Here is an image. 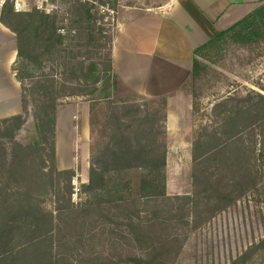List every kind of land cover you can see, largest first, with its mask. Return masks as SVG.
I'll list each match as a JSON object with an SVG mask.
<instances>
[{"label":"trees","instance_id":"obj_1","mask_svg":"<svg viewBox=\"0 0 264 264\" xmlns=\"http://www.w3.org/2000/svg\"><path fill=\"white\" fill-rule=\"evenodd\" d=\"M92 2L72 1L64 34L56 14L14 13L10 3L0 11L15 36L12 71L21 89V113L0 121V264H175L186 230L206 227L247 193L264 204V85L211 104L193 130L191 192L169 196L168 98L115 96L124 88L113 71L112 37ZM223 45L251 62L264 48V3L193 51L180 91L194 113L197 86ZM73 98L90 112L104 106L105 117L76 203L74 171L55 164L56 110ZM259 213L264 227V208ZM226 264H264V235Z\"/></svg>","mask_w":264,"mask_h":264},{"label":"rangeland","instance_id":"obj_2","mask_svg":"<svg viewBox=\"0 0 264 264\" xmlns=\"http://www.w3.org/2000/svg\"><path fill=\"white\" fill-rule=\"evenodd\" d=\"M72 1L49 0V4L56 8L55 13H51V15L56 14L62 22L60 24L62 29L59 32L63 31L65 33L66 27L63 26H67L70 21L69 10ZM89 1L92 2V0ZM108 1L114 2L113 8L110 3L105 6L98 5L96 1L92 3L96 7L99 16H102L100 24L105 34L112 38L117 31V21L124 18L125 14L146 8L153 9L168 3V0ZM211 58L216 59V62L207 65L204 77L197 86V113L192 112L193 102L191 97L180 95L177 98L174 97L168 100L169 102L174 101L176 106L180 108L175 127H166V120L163 123L167 143L166 192L169 196L186 195L191 192L190 150L193 141V130L200 122L207 121L204 115L210 111L211 104L224 97L228 92H241L244 89L256 90L254 87L256 83L264 85V48L253 54L251 62L243 58L242 52L227 45H223L222 50L213 54ZM131 95L132 93L129 91L119 89L115 96L125 99ZM84 103L86 102L82 99L73 98L62 101L58 106L69 109L68 105H78L76 107L79 110L78 114L75 112L73 116L74 128L66 130V124L64 126L62 123L65 131L70 130L72 132V146L69 144L71 141L70 136L67 137L68 134H66L59 148H64L67 156L72 154L76 163L74 171L78 168V172L74 173L81 183L80 186L87 183V167L90 165L91 148L103 137L105 118L103 115L104 106H95L93 111L90 112L88 103L89 107L80 106ZM138 104L143 106V101H138ZM155 105L159 104H151V107L154 109ZM167 109H169V106ZM167 109H164L167 114L166 118L169 112ZM133 177L136 179L138 175L134 174ZM250 193L246 194L244 201L237 203L236 207L212 220L206 227L193 232L186 230L183 233L186 242L175 264H226L251 241L264 235V227H262L259 213L261 208H264V204L257 201L255 194ZM78 201L79 196L76 202ZM45 208L52 210L53 207L50 203H47Z\"/></svg>","mask_w":264,"mask_h":264},{"label":"crops","instance_id":"obj_3","mask_svg":"<svg viewBox=\"0 0 264 264\" xmlns=\"http://www.w3.org/2000/svg\"><path fill=\"white\" fill-rule=\"evenodd\" d=\"M18 1L25 10L35 4V0ZM262 3L264 0H168L153 9L127 13L117 21L112 38L113 71L121 86L133 94L177 98L182 95L180 87L189 80L193 51ZM15 62V36L0 23V121L21 113V89L12 71ZM84 105L89 107L87 103L80 106ZM68 106L56 111L55 163L59 171H74L76 165L72 154L67 156L59 148L66 134L72 146V132L63 125L66 130L74 128L73 116L79 110L78 105ZM168 106L165 126L173 128L180 108L174 101Z\"/></svg>","mask_w":264,"mask_h":264},{"label":"built area","instance_id":"obj_4","mask_svg":"<svg viewBox=\"0 0 264 264\" xmlns=\"http://www.w3.org/2000/svg\"><path fill=\"white\" fill-rule=\"evenodd\" d=\"M82 2H91L89 0H82ZM6 3H10L12 6V10L14 13H22V12H28L29 10H25V8L21 5V3L18 0H0V10L3 8V6ZM35 9L36 11L44 12L46 14L55 13V7L49 4V0H35V4L32 7V9ZM31 10V9H30ZM61 34L64 33L63 31L60 32ZM80 181L78 180V177L75 175L70 180V186L72 190V202H76L78 200V196L80 194Z\"/></svg>","mask_w":264,"mask_h":264},{"label":"water","instance_id":"obj_5","mask_svg":"<svg viewBox=\"0 0 264 264\" xmlns=\"http://www.w3.org/2000/svg\"><path fill=\"white\" fill-rule=\"evenodd\" d=\"M32 132H34V131H33V127H32Z\"/></svg>","mask_w":264,"mask_h":264}]
</instances>
